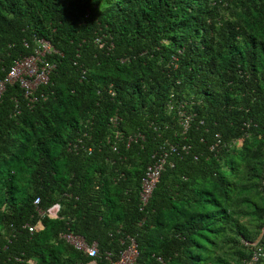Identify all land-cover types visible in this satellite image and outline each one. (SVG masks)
<instances>
[{"label": "trees", "instance_id": "1", "mask_svg": "<svg viewBox=\"0 0 264 264\" xmlns=\"http://www.w3.org/2000/svg\"><path fill=\"white\" fill-rule=\"evenodd\" d=\"M38 40L47 82L0 96V264L88 261L69 232L95 264L127 237L132 264H264V0H0V81Z\"/></svg>", "mask_w": 264, "mask_h": 264}, {"label": "built area", "instance_id": "2", "mask_svg": "<svg viewBox=\"0 0 264 264\" xmlns=\"http://www.w3.org/2000/svg\"><path fill=\"white\" fill-rule=\"evenodd\" d=\"M37 44L38 50H35L34 55L24 57L21 60H15L13 62L4 79L0 81V96L4 91L6 84L17 83L18 86L24 90V94L28 95V93L33 88H35L37 84H45L47 82V75L51 68H53V65L47 63L42 64V61L39 57L49 53L51 48L44 40H38ZM183 126H186V122ZM170 149L171 151L175 150L173 147ZM163 163L164 157H160L152 166L147 167L145 175L141 180L139 194L142 203L148 201L152 189L157 182L158 174ZM32 203L37 208L38 200L34 199ZM58 210L59 206L54 204L44 211L36 209V212L40 217L54 219L56 218ZM24 228H26L28 232H32L34 230L41 229L42 226L38 222L35 226L25 225ZM61 238L72 249L80 252L83 256L88 258V261L79 264H95L94 259L98 256L95 242L88 244L83 237L70 232L63 234ZM126 240L127 244L122 250L118 252V257L116 260L112 261L109 254H104L103 259L108 264H132L134 262L137 256L136 244L132 238L127 237ZM120 243H122V241H120ZM256 258L257 254H253L248 264L255 262Z\"/></svg>", "mask_w": 264, "mask_h": 264}, {"label": "rangeland", "instance_id": "3", "mask_svg": "<svg viewBox=\"0 0 264 264\" xmlns=\"http://www.w3.org/2000/svg\"><path fill=\"white\" fill-rule=\"evenodd\" d=\"M238 144H239V141H238Z\"/></svg>", "mask_w": 264, "mask_h": 264}]
</instances>
